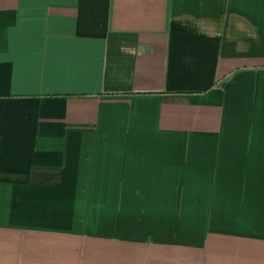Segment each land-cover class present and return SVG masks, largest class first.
I'll use <instances>...</instances> for the list:
<instances>
[{
  "label": "crops",
  "instance_id": "1",
  "mask_svg": "<svg viewBox=\"0 0 264 264\" xmlns=\"http://www.w3.org/2000/svg\"><path fill=\"white\" fill-rule=\"evenodd\" d=\"M0 264H264V0H0Z\"/></svg>",
  "mask_w": 264,
  "mask_h": 264
}]
</instances>
